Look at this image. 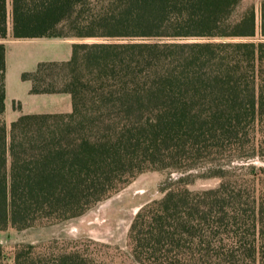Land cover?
<instances>
[{
	"label": "trees",
	"instance_id": "trees-1",
	"mask_svg": "<svg viewBox=\"0 0 264 264\" xmlns=\"http://www.w3.org/2000/svg\"><path fill=\"white\" fill-rule=\"evenodd\" d=\"M242 1L11 0L10 14L0 0V231L78 218L144 171L171 170L181 176L132 222L135 263L264 264V167L232 165L264 132V0L260 24L254 8L234 18ZM9 17L15 39L80 40L68 61L22 76L32 95H70L72 112L21 115L10 134ZM15 264L94 263L23 247Z\"/></svg>",
	"mask_w": 264,
	"mask_h": 264
},
{
	"label": "rangeland",
	"instance_id": "rangeland-1",
	"mask_svg": "<svg viewBox=\"0 0 264 264\" xmlns=\"http://www.w3.org/2000/svg\"><path fill=\"white\" fill-rule=\"evenodd\" d=\"M8 2L11 14V0ZM262 2L263 0H243L235 10L234 18H240L249 8H254L260 24ZM79 41L15 39L9 17L8 35L3 40L7 51L6 109L3 120L8 134L11 124L21 115L56 114L71 110L72 103L68 95H32L31 82L23 81L22 76L35 71L42 62L68 61L73 43ZM93 41L95 40H87ZM257 141L256 156L235 160L232 165L264 167V132L258 133ZM242 144L246 145L247 139ZM10 163L9 160L8 168ZM180 176L178 171L146 170L78 218L65 222L45 219L27 229L9 226L0 231L3 252L0 263L15 264L16 253L26 247L46 263H51L55 256L75 252L94 264H137L133 259V245L129 235L132 222L143 207L164 197L162 188L166 182ZM220 182L217 178L190 180L186 182V187L192 192L204 191L217 188Z\"/></svg>",
	"mask_w": 264,
	"mask_h": 264
},
{
	"label": "crops",
	"instance_id": "crops-1",
	"mask_svg": "<svg viewBox=\"0 0 264 264\" xmlns=\"http://www.w3.org/2000/svg\"><path fill=\"white\" fill-rule=\"evenodd\" d=\"M57 95V94H56ZM64 95H68V94H64ZM35 96H44V95H35ZM68 97L71 99V96L70 95H68ZM71 103H72V99H71ZM72 106H71V110L70 111H67V112H65V113H71L72 112ZM58 113H61V112H58ZM50 114V113H49Z\"/></svg>",
	"mask_w": 264,
	"mask_h": 264
}]
</instances>
